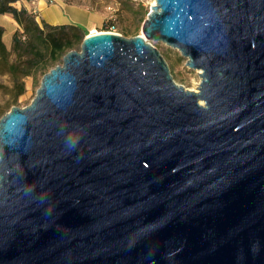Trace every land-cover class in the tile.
Returning <instances> with one entry per match:
<instances>
[{"label":"water","instance_id":"obj_1","mask_svg":"<svg viewBox=\"0 0 264 264\" xmlns=\"http://www.w3.org/2000/svg\"><path fill=\"white\" fill-rule=\"evenodd\" d=\"M142 33L0 119V264H264V0H154Z\"/></svg>","mask_w":264,"mask_h":264},{"label":"rangeland","instance_id":"obj_2","mask_svg":"<svg viewBox=\"0 0 264 264\" xmlns=\"http://www.w3.org/2000/svg\"><path fill=\"white\" fill-rule=\"evenodd\" d=\"M21 2V0H20ZM20 2L14 6L20 8ZM63 3L72 5L76 9L88 12L89 19L82 21L80 27L85 31L83 39L89 35L107 32V26H114V34H119L131 39L143 36L142 26L150 12L154 0H49L50 5ZM48 18V17H47ZM40 23V20H39ZM42 27V24H40ZM0 27L3 29L2 41L8 51H11L13 33L19 28L10 15H0ZM144 37V36H143ZM145 39V38H144ZM165 59L174 82L189 91H198L200 84L199 71L186 67V59L180 53L164 43H152ZM81 44H77L73 50H80ZM14 60V55L9 57ZM62 60L49 65L42 72H38L24 79L25 91L14 98L12 92V79L6 74H0V119L6 115L12 107H27L36 95L41 80L45 74L56 66H60ZM203 104V102H201Z\"/></svg>","mask_w":264,"mask_h":264},{"label":"trees","instance_id":"obj_3","mask_svg":"<svg viewBox=\"0 0 264 264\" xmlns=\"http://www.w3.org/2000/svg\"><path fill=\"white\" fill-rule=\"evenodd\" d=\"M18 2L20 0H0V15H10L19 27L13 33L11 51L2 41L0 27V74L12 79L14 98L24 93L25 78L44 72L49 65L62 60L67 52L82 43L86 34L80 26H52L42 20L39 23L32 11L24 6L16 8L14 5ZM108 31L110 26H107ZM11 55L14 60L10 61Z\"/></svg>","mask_w":264,"mask_h":264},{"label":"crops","instance_id":"obj_4","mask_svg":"<svg viewBox=\"0 0 264 264\" xmlns=\"http://www.w3.org/2000/svg\"><path fill=\"white\" fill-rule=\"evenodd\" d=\"M49 0H21L20 6L32 11L37 16V21H44L52 26L60 25H82V21L89 19L86 11L76 9L72 5L63 3L48 4ZM48 17V18H47Z\"/></svg>","mask_w":264,"mask_h":264},{"label":"built area","instance_id":"obj_5","mask_svg":"<svg viewBox=\"0 0 264 264\" xmlns=\"http://www.w3.org/2000/svg\"><path fill=\"white\" fill-rule=\"evenodd\" d=\"M114 26L113 25H110V31H108L109 33H114ZM92 35V34H91Z\"/></svg>","mask_w":264,"mask_h":264},{"label":"bare ground","instance_id":"obj_6","mask_svg":"<svg viewBox=\"0 0 264 264\" xmlns=\"http://www.w3.org/2000/svg\"><path fill=\"white\" fill-rule=\"evenodd\" d=\"M98 34V33H97ZM93 35H95V34H93Z\"/></svg>","mask_w":264,"mask_h":264}]
</instances>
